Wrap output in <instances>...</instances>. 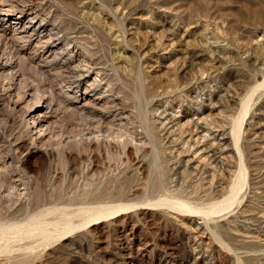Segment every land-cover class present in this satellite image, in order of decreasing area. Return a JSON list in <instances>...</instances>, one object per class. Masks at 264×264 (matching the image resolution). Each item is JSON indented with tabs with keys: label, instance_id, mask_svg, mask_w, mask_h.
<instances>
[{
	"label": "rangeland",
	"instance_id": "rangeland-1",
	"mask_svg": "<svg viewBox=\"0 0 264 264\" xmlns=\"http://www.w3.org/2000/svg\"><path fill=\"white\" fill-rule=\"evenodd\" d=\"M0 264H264V0H0Z\"/></svg>",
	"mask_w": 264,
	"mask_h": 264
},
{
	"label": "bare ground",
	"instance_id": "bare-ground-1",
	"mask_svg": "<svg viewBox=\"0 0 264 264\" xmlns=\"http://www.w3.org/2000/svg\"><path fill=\"white\" fill-rule=\"evenodd\" d=\"M245 108H246V106H245ZM245 110V109H244ZM237 139V138H236ZM241 174L243 175L244 174V171L242 170L241 171ZM232 190H236V185H234L233 187H232ZM231 198L232 197H229V198H225L222 202H219V203H215V204H213V205H211V206H209V207H204V208H197V206L195 207V206H193V205H191V204H189V203H187V202H185V201H181V200H171V199H165V200H163L162 202H165L166 204H170V206H173V207H177V208H179L180 210L181 209H188V211L189 210H191L192 212L194 211V212H198V213H203V214H207V215H210L211 213H213V212H218V211H221L223 208H225V206L226 205H228L229 204V202H230V200H231ZM175 199V198H174ZM161 202V201H160ZM120 203V202H119ZM114 204V203H113ZM117 204V203H116ZM115 204V205H116ZM122 204V203H121ZM123 205H124V203H123ZM129 205V204H128ZM117 206H120V209H123L122 207H121V205H117ZM125 206H127V205H125ZM124 207V206H123ZM119 208V207H118ZM129 208V207H128ZM113 209V208H112ZM120 209H117V210H115V211H113V212H110V213H115V212H117V211H119ZM124 209H125V207H124ZM123 209V210H124ZM127 209V208H126ZM124 211H126V210H124ZM190 211V212H191ZM96 215H98V214H96ZM104 215V214H103ZM105 216V215H104ZM99 217L100 216H97L96 218H94V219H99ZM204 218V217H203ZM207 218V217H206ZM205 218V219H206ZM93 219V218H92ZM89 220H91V219H89ZM93 221V220H92ZM91 221V222H92ZM207 221V220H206ZM88 223V222H87ZM39 225V224H38ZM40 226V225H39ZM33 228V227H32ZM39 228V227H38ZM41 229H43V228H41ZM49 234V233H48Z\"/></svg>",
	"mask_w": 264,
	"mask_h": 264
}]
</instances>
